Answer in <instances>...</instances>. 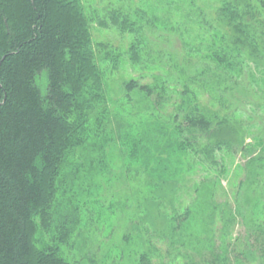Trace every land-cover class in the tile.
<instances>
[{"label": "trees", "instance_id": "trees-1", "mask_svg": "<svg viewBox=\"0 0 264 264\" xmlns=\"http://www.w3.org/2000/svg\"><path fill=\"white\" fill-rule=\"evenodd\" d=\"M209 6L212 11L205 13L194 0H157L149 9H110L94 20L81 0H0V264H78L69 255L79 247L73 234L80 202L64 187L62 169L69 155L83 145L94 107L101 105L103 118L107 112L104 72L96 64L90 23L133 35L126 52L131 67L149 60L142 24L180 35L189 55L185 35L190 23L210 42L206 59L214 64L210 76L215 79L210 88L226 90L238 85L245 65L263 62L264 0H214ZM211 14L213 18L208 17ZM111 62L116 69L117 59ZM125 91H138L157 111L166 101L163 82L152 86L130 79ZM188 93L180 94L179 112L168 117L179 135L180 151L194 153L213 167H217L211 161L216 150L252 153V145H245L242 122L230 123L221 102L216 113L201 108ZM258 144V154L247 160L249 165L255 159L262 162L264 139ZM146 185L148 206H139L138 232L154 252V245L167 239L169 218L161 208L168 201L164 193L173 195L174 183L163 174H150ZM199 190L195 187L196 194ZM188 213L180 219L171 216L176 230L188 220ZM128 241L124 235L123 243ZM257 243L264 260V236ZM100 244L102 240L95 241L97 253L84 251L80 258L89 264H122L123 251L113 245L98 258ZM137 264H152L150 253L140 254Z\"/></svg>", "mask_w": 264, "mask_h": 264}, {"label": "rangeland", "instance_id": "rangeland-1", "mask_svg": "<svg viewBox=\"0 0 264 264\" xmlns=\"http://www.w3.org/2000/svg\"><path fill=\"white\" fill-rule=\"evenodd\" d=\"M212 1L194 0L205 13L212 11ZM81 2L87 16L96 20L110 9H149L157 0ZM208 17L213 18L212 14ZM187 27L189 55L180 35L142 24L149 60L131 67L126 52L133 35L90 23L96 64L104 72L107 112L103 118L98 109L101 105L94 107L85 125L83 145L69 155L62 169L64 187L72 190L80 202V219L73 239L83 248H72L69 255L78 264H89L80 257L84 251L97 253V240L104 243L100 244L98 258L113 245L123 251L122 264H137L140 254L146 252L152 264L264 263L257 243L264 236V152L262 162L255 159L247 164L260 148L258 141L264 139V59L259 65H245L237 86L228 84L226 90L217 89V85L210 88L215 79L210 76L214 64L206 59L208 36L190 23ZM114 59L117 63L113 70ZM130 79L152 86L163 82L166 101L162 107L157 111L138 91L127 94L125 84ZM185 90L201 108L217 113L221 102L226 109L222 114L230 123L242 122L245 145H252V153L216 150L211 161H216L217 167H213L194 153L180 151L179 135L168 117L179 112V97ZM146 109L158 115L145 113ZM182 116L180 113L178 121ZM159 132L160 136L155 134ZM150 174H163L174 183L173 195L164 193L168 201L162 203V213L169 219H180L189 211L188 220L179 230L167 218V239L154 245V252L147 238L138 232V209L143 203L148 206L144 196ZM195 187L200 188L197 194ZM134 221L136 226L131 225ZM127 234L130 241L124 244L123 236ZM87 240L92 242L85 247Z\"/></svg>", "mask_w": 264, "mask_h": 264}]
</instances>
